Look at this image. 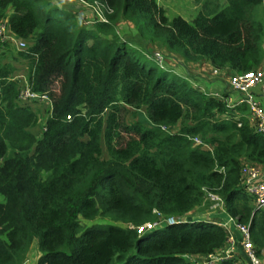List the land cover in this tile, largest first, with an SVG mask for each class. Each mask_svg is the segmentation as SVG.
<instances>
[{"label": "trees", "instance_id": "obj_1", "mask_svg": "<svg viewBox=\"0 0 264 264\" xmlns=\"http://www.w3.org/2000/svg\"><path fill=\"white\" fill-rule=\"evenodd\" d=\"M45 1L0 0V21L25 42L0 41V264H193L190 256L225 246L222 225L136 228L183 217L208 193L246 225L264 264V209L241 185L244 163L264 167V133L244 102L202 92L148 49L182 65L254 72L264 58L263 0H205L190 20L166 17L156 0H82L105 21ZM120 21L140 47L117 34ZM7 54L25 63L28 89L46 103L19 100Z\"/></svg>", "mask_w": 264, "mask_h": 264}, {"label": "built area", "instance_id": "obj_2", "mask_svg": "<svg viewBox=\"0 0 264 264\" xmlns=\"http://www.w3.org/2000/svg\"><path fill=\"white\" fill-rule=\"evenodd\" d=\"M79 1L83 5L89 6L91 8L90 12L93 11L95 17H97L99 20L105 21L97 3H93L91 5L83 2L82 0ZM6 40L12 42L17 49L25 47V42L8 33L5 23L0 21V41ZM149 57L152 58V60L159 67H164L165 58L162 52L157 49H151ZM228 85L231 90L236 91L240 94V98L236 103L244 102L247 105L249 122L251 123L253 128L256 131L264 133V108L260 107L250 94L251 89L257 85L264 96V59L258 69L254 72H247L241 75L231 73L229 75ZM210 95L216 98H221V95L218 93H213ZM18 98L20 101H27L32 99H38L39 101L44 103L48 101L45 94H36L31 92L28 89L27 82L24 78L20 83ZM225 102L227 104H234L229 98H226ZM161 129H165V127H161ZM190 139L193 143L200 144V141L197 137L193 136ZM203 147L207 148L206 145H203ZM241 185L251 196L254 207L264 209V175L262 168L253 164L244 165L242 169ZM206 197L221 204V200L214 195L208 193L206 194ZM185 220H187V218H185V215L180 218L163 217L161 215H157L153 221L138 226L136 230L137 232H142L143 230L161 226L165 223H173ZM235 225L239 233L238 239H235L228 234L226 238V244L220 250V252L205 255V258H203L199 264H217L218 261L223 259H233L237 264L235 255V249L237 248V246L240 248L248 264H263V261L256 255L251 241L249 240L246 225L237 223H235Z\"/></svg>", "mask_w": 264, "mask_h": 264}, {"label": "crops", "instance_id": "obj_3", "mask_svg": "<svg viewBox=\"0 0 264 264\" xmlns=\"http://www.w3.org/2000/svg\"><path fill=\"white\" fill-rule=\"evenodd\" d=\"M52 1L56 2L57 4H59L58 2H60L59 0H52ZM61 1H65V0H61ZM156 1L157 3L163 2L162 0H156ZM190 1H191L192 9L199 8L197 7L199 5L197 0H194V1L190 0ZM204 1L205 0H201L200 2L202 3ZM218 2L219 4H222L223 0L218 1ZM60 3L61 4L59 5L64 7L63 3L62 2ZM81 4L82 3L80 2L78 6L77 5L76 6L67 5V6L69 8L73 7L72 9H69V10H72L79 14L84 12L88 15L89 14L88 11L81 8L83 6ZM161 7L164 9L163 6ZM76 8H79V9H76ZM262 8H263V20H264V0L262 1ZM190 19L191 18H187L185 20H190ZM130 29H131V26L127 22H124V21L123 22L120 21L116 27L117 34L122 39H124L125 37H130V34H131ZM262 48L264 50V38L262 41ZM148 49H152V48L148 47ZM165 63H167L166 65L170 67L172 71H174L175 73H179L182 76H185V78L189 81L191 85L198 86L200 90L206 94H213V93H218L220 95H222L223 93L227 94L226 95L227 98H229L232 103H236L240 98V94L237 93L236 91L231 90L228 85V79H229V75L231 74V72H227L224 70L215 71L214 69L211 68V66L207 62H204V61L182 65L179 58L176 56L173 58L172 57L165 58ZM198 80H202L205 86H200L199 82H197ZM250 94L253 97V99L258 103V105L264 108V96L257 85L251 89ZM40 103L43 104L44 102H40ZM45 106L48 107L47 104H45ZM247 164L248 163H244V165H247ZM262 170H263V175H264V167L262 168ZM199 208L203 210L201 212V215H204L205 218H203L202 220H197V221H212L216 224L222 225L230 236L234 237L235 239H238L239 233L236 229L235 222H233V220L230 217H228L227 214H225L221 204L205 196ZM192 211L185 214V218H187L188 220H193L191 218V216L194 215ZM220 250L221 249L217 250L215 253L220 252ZM235 255H236L237 264H248L247 260L243 256L238 246L235 249ZM203 258H205V256H190L189 260L193 264H199Z\"/></svg>", "mask_w": 264, "mask_h": 264}, {"label": "rangeland", "instance_id": "obj_4", "mask_svg": "<svg viewBox=\"0 0 264 264\" xmlns=\"http://www.w3.org/2000/svg\"><path fill=\"white\" fill-rule=\"evenodd\" d=\"M48 1L51 3V4L50 3L46 4L47 7H49V8L52 7L53 5L62 7V6L59 5V4H61L60 2H62L63 6L65 8H68V9H72L73 7L69 8L67 5H69V6H76L77 5L78 6L80 4V2L78 0H77L78 2L76 0H65V1L59 0L60 1V2H58L59 4H57L56 2H54L52 0H48ZM162 1H163L162 3H160V2L159 3H160L161 6L164 7L165 15L168 18H170L172 16H175V15H178V16L184 18V19L192 18L195 15L196 11L198 10L197 8L196 9H192L190 0H162ZM197 1L199 3V5L197 7H199L200 4H201V2H200L201 0H197ZM211 1H213V0H211ZM217 1H221V0H217ZM43 4H45V3H43ZM81 5H83V4H81ZM81 8H83L84 10H86L88 12L91 10V8L89 6H86V5H83ZM76 9H79V8H76ZM51 12L54 15H56V16L59 15L58 11H56V10H52ZM124 39L127 40L128 43H130L132 46L140 47V45L137 44L131 38L125 37ZM11 56H12L11 54L10 55L7 54V56L3 58V61H8L11 65L15 66V71H14L13 75H14V77H19L18 79L21 82L22 79L24 78L25 72H26L25 63L22 62V61H17V62L13 61L11 59ZM197 82H199L200 86H205V84L203 83L202 80H198ZM255 90H257V89H255ZM35 109L38 110V112L41 113V115H42L41 120H42L44 115H45V111H44L45 108L43 107V105H36ZM131 118L132 117L127 116L126 120L129 121V120H131ZM35 133H39V128L35 129ZM101 156L104 157V151L102 152ZM202 211L203 210L200 209L199 207L194 209V211H192L194 213V215H192L191 218L193 220H195V221L202 220L203 218H205L204 215H201ZM104 222H106V221H104ZM108 223L113 224V225H117V226H121V224H119V222H114L113 221V222H108ZM37 254H38L37 250L32 244L31 247H30V254L28 256L27 262L32 263L34 261V258H35V256Z\"/></svg>", "mask_w": 264, "mask_h": 264}]
</instances>
